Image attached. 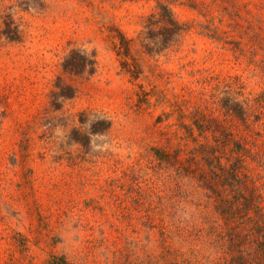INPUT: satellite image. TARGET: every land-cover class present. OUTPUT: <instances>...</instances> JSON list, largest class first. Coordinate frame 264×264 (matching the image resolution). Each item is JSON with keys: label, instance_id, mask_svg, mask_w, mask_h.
Listing matches in <instances>:
<instances>
[{"label": "rangeland", "instance_id": "obj_1", "mask_svg": "<svg viewBox=\"0 0 264 264\" xmlns=\"http://www.w3.org/2000/svg\"><path fill=\"white\" fill-rule=\"evenodd\" d=\"M238 155L264 210V0H0V264H225Z\"/></svg>", "mask_w": 264, "mask_h": 264}, {"label": "trees", "instance_id": "obj_2", "mask_svg": "<svg viewBox=\"0 0 264 264\" xmlns=\"http://www.w3.org/2000/svg\"><path fill=\"white\" fill-rule=\"evenodd\" d=\"M196 149L197 152L200 150ZM240 156L228 165L219 162L215 169L193 168L189 163L183 168L191 172L214 198L222 219L223 232L219 237L228 243L230 252L225 264H264V210L260 195L252 185L254 181L248 180V174L243 172Z\"/></svg>", "mask_w": 264, "mask_h": 264}, {"label": "clouds", "instance_id": "obj_3", "mask_svg": "<svg viewBox=\"0 0 264 264\" xmlns=\"http://www.w3.org/2000/svg\"><path fill=\"white\" fill-rule=\"evenodd\" d=\"M81 54H83V53H81ZM86 123H87V125H88V134H89V137H90V139H91V136L93 135V134L90 132V127H91V123H92V121H91V122L87 121ZM61 127H62V126L57 125L56 135L62 137V139H61V141H59V143H66L68 137H67L64 133H62V132L60 131Z\"/></svg>", "mask_w": 264, "mask_h": 264}]
</instances>
